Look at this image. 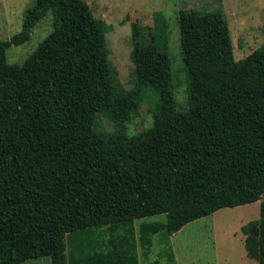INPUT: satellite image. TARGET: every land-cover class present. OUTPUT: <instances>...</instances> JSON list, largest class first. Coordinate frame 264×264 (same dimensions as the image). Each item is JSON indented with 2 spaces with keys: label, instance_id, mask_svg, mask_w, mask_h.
<instances>
[{
  "label": "trees",
  "instance_id": "obj_1",
  "mask_svg": "<svg viewBox=\"0 0 264 264\" xmlns=\"http://www.w3.org/2000/svg\"><path fill=\"white\" fill-rule=\"evenodd\" d=\"M47 13L52 32L23 64L7 63ZM177 21L185 111L156 28L143 43L133 27L130 90L114 88L109 27L81 0H33L0 40V264H140L155 236L254 202L259 218L241 233L247 258L264 264V44L235 61L220 13L181 10ZM19 82L40 92L43 112L29 113ZM145 101L151 126L127 134Z\"/></svg>",
  "mask_w": 264,
  "mask_h": 264
},
{
  "label": "rangeland",
  "instance_id": "obj_2",
  "mask_svg": "<svg viewBox=\"0 0 264 264\" xmlns=\"http://www.w3.org/2000/svg\"><path fill=\"white\" fill-rule=\"evenodd\" d=\"M92 15L109 27L106 50L111 66V81L116 90H130L135 73L131 59L134 28L140 30L143 43L151 39L154 29L165 40L171 61L173 97L177 110L187 109L186 72L180 54V30L177 16L181 10L217 12L226 20L230 32L235 61L243 60L264 44V0H81ZM33 0H0V40L10 39L21 29L24 13ZM53 17L47 13L34 27L30 40L6 51L7 63L23 64L52 32ZM28 84L19 82L30 114L44 111L40 92H32ZM152 124L149 104H141L138 117L127 126V134L134 135ZM100 127L109 132L113 124L101 117ZM259 218V202L223 208L185 225L173 236L165 234L153 238L150 253L144 258L138 249L140 264H257L247 258L241 227ZM163 215L136 220L164 221ZM106 232V230H104ZM105 238L108 235L104 233ZM23 264H50L49 258L28 260Z\"/></svg>",
  "mask_w": 264,
  "mask_h": 264
}]
</instances>
